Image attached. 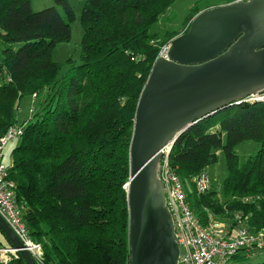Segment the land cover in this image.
Segmentation results:
<instances>
[{"label": "trees", "instance_id": "1", "mask_svg": "<svg viewBox=\"0 0 264 264\" xmlns=\"http://www.w3.org/2000/svg\"><path fill=\"white\" fill-rule=\"evenodd\" d=\"M31 1L0 0V138L17 125L24 96L48 91L12 152L9 179L24 222L42 244L45 264H132L126 186L138 103L161 48L210 5L195 4L184 30L160 39L151 30L178 0H87L82 63L69 59L70 70L59 79L63 65L53 53L71 39L75 11L69 0H55L63 13L56 7L35 12ZM251 140L262 148L241 163L235 147ZM219 148L227 161L226 199L212 188L198 196L190 180L217 163ZM169 163L203 225L212 214L228 219L237 211L249 216L251 230H264V101L243 102L200 121L175 142ZM248 196L260 200L245 203ZM5 238L0 247H11ZM250 258L239 253L233 264H264ZM2 264L26 262L9 253Z\"/></svg>", "mask_w": 264, "mask_h": 264}, {"label": "water", "instance_id": "2", "mask_svg": "<svg viewBox=\"0 0 264 264\" xmlns=\"http://www.w3.org/2000/svg\"><path fill=\"white\" fill-rule=\"evenodd\" d=\"M264 94V0L206 9L159 56L142 91L130 147L132 264H179L180 246L161 179L164 150L205 118ZM0 230L36 264L0 216ZM1 264V263H0Z\"/></svg>", "mask_w": 264, "mask_h": 264}, {"label": "built area", "instance_id": "3", "mask_svg": "<svg viewBox=\"0 0 264 264\" xmlns=\"http://www.w3.org/2000/svg\"><path fill=\"white\" fill-rule=\"evenodd\" d=\"M246 0H235L242 2ZM170 43L161 48L159 56H166ZM36 97V96H35ZM247 101H264L263 95L250 96ZM24 125L11 127L0 138V216L21 240L24 248L30 253L36 264H45L44 248L36 242L28 230L22 210L16 200L15 184L9 179L10 168L4 164V151L9 142L22 137ZM171 148L164 150L161 160V179L167 199V206L173 216L176 235L181 254L179 264H233L239 253L249 257L264 250V230L254 231L248 227L249 216L233 211L228 219H219L212 214L207 226L203 225L188 202V191L185 183L170 167ZM190 188L198 196L208 193L211 180L207 172L191 178ZM258 196H248L245 203L259 201ZM9 253H18L12 247L0 249V263L6 261Z\"/></svg>", "mask_w": 264, "mask_h": 264}, {"label": "rangeland", "instance_id": "4", "mask_svg": "<svg viewBox=\"0 0 264 264\" xmlns=\"http://www.w3.org/2000/svg\"><path fill=\"white\" fill-rule=\"evenodd\" d=\"M87 0H69L72 5L76 18L71 25L72 34L71 39L67 42L59 43L53 53V57L56 62L63 65L59 74V79L64 77L70 70L69 59H73L77 64L82 63L81 57V42L84 33V29L81 23L82 10ZM206 1L205 6L219 5L223 0H178L156 23L151 33L159 34L160 39L170 31H182L185 28V21L190 12V9L197 3ZM56 7L63 13V9L57 6L55 0H32L31 9L35 12L45 10L47 8ZM207 8V9H209ZM206 10V9H205ZM204 11V10H203ZM2 83L0 77V84ZM48 96V91H44L38 97L27 95L24 96L20 102L17 111V126H22L25 122L34 119V116L41 112ZM226 135H223V143H226ZM22 137H18L15 140L9 142L4 151L3 162L8 167L12 166V152L20 145ZM262 148V145L256 141H245L238 144L235 147V152L239 156L241 163L247 161L258 150ZM217 163L207 168L206 172L211 180V188L216 192L217 198L221 200L226 199L223 182L228 176L226 155L222 148L217 150ZM7 245V244H5ZM0 247V249H4ZM264 260V250L260 251L257 255L252 256L249 261L252 263H261Z\"/></svg>", "mask_w": 264, "mask_h": 264}, {"label": "crops", "instance_id": "5", "mask_svg": "<svg viewBox=\"0 0 264 264\" xmlns=\"http://www.w3.org/2000/svg\"><path fill=\"white\" fill-rule=\"evenodd\" d=\"M223 3L224 2L222 1L221 4H219V5H212L211 7H216V6L224 5ZM0 242L2 244H7V240H6L5 236L3 235V233L1 231H0Z\"/></svg>", "mask_w": 264, "mask_h": 264}]
</instances>
